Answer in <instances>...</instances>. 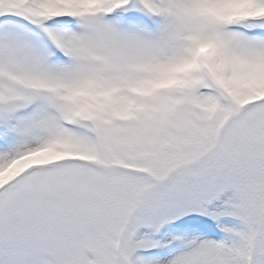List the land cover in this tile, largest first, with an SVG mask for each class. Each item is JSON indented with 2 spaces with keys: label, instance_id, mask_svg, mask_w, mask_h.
I'll list each match as a JSON object with an SVG mask.
<instances>
[{
  "label": "snow or ice",
  "instance_id": "obj_1",
  "mask_svg": "<svg viewBox=\"0 0 264 264\" xmlns=\"http://www.w3.org/2000/svg\"><path fill=\"white\" fill-rule=\"evenodd\" d=\"M0 264H264V0H0Z\"/></svg>",
  "mask_w": 264,
  "mask_h": 264
}]
</instances>
